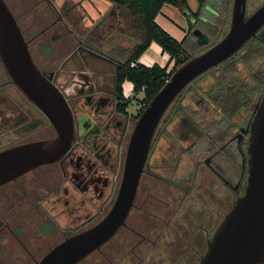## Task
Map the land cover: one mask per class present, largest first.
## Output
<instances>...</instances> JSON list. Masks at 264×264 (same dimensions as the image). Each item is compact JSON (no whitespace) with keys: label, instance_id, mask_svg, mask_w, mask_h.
<instances>
[{"label":"flooded vegetation","instance_id":"1","mask_svg":"<svg viewBox=\"0 0 264 264\" xmlns=\"http://www.w3.org/2000/svg\"><path fill=\"white\" fill-rule=\"evenodd\" d=\"M5 1L34 60L65 94L75 116L72 145L60 160L0 186V264H37L112 207L144 102L130 112V97L118 91L115 68L127 56L121 49L135 43L118 34L116 9L88 0ZM232 1L223 13L190 12L196 21L189 19L182 59L220 39L210 41L209 32L198 26L209 20L207 14L220 18L216 37L228 31ZM263 3L246 0V17ZM93 56L111 62L112 74L96 68L89 60ZM2 69V109L14 106L17 112H0V149L53 137L44 113ZM263 95L264 26L172 102L153 137L124 224L77 264H199L223 218L246 191L251 126Z\"/></svg>","mask_w":264,"mask_h":264},{"label":"water","instance_id":"2","mask_svg":"<svg viewBox=\"0 0 264 264\" xmlns=\"http://www.w3.org/2000/svg\"><path fill=\"white\" fill-rule=\"evenodd\" d=\"M245 11L246 0H233L228 31L184 60L140 112L127 144L120 188L108 213L56 244L37 264H77L124 224L153 137L169 106L193 80L233 56L264 26V3L248 17ZM90 53L108 59L97 51ZM0 60L12 82L44 113L56 132L50 138L0 149L1 186L39 165L60 160L72 145L75 116L65 94L34 60L5 0H0ZM249 153L246 191L223 218L199 264H264V95L252 121Z\"/></svg>","mask_w":264,"mask_h":264},{"label":"trees","instance_id":"3","mask_svg":"<svg viewBox=\"0 0 264 264\" xmlns=\"http://www.w3.org/2000/svg\"><path fill=\"white\" fill-rule=\"evenodd\" d=\"M111 2L118 13V34L121 37L135 41L133 47L122 48L121 52L127 54L125 60L115 68V80L118 91L123 96L122 84L125 80L133 83L134 94L144 92L142 102L144 107L165 84L172 72L185 60L183 50L185 39L178 40L155 20L164 4L169 3L178 7L184 13L190 12L188 0H107ZM207 0H198V9L194 13L199 15ZM78 25L81 22V12H77ZM152 42L158 43L163 52L168 53L174 66L168 70L155 63L147 66L138 60ZM136 66H132V62ZM142 108V109H143Z\"/></svg>","mask_w":264,"mask_h":264},{"label":"crops","instance_id":"4","mask_svg":"<svg viewBox=\"0 0 264 264\" xmlns=\"http://www.w3.org/2000/svg\"><path fill=\"white\" fill-rule=\"evenodd\" d=\"M220 1L222 3V5H221L222 7H218V8L216 7V10H215V9H213L214 6H212L213 3H211L210 0H207V2L204 5L203 11L206 8L205 11H207V13L211 12V10L218 11V12L222 11V13L226 12V9L228 8L230 0H220ZM188 4H189V7H190V12H194V11H196L198 9V6H199L198 0H193V1L192 0H188ZM111 6H112L111 8L116 9V7L113 4ZM161 10H162V12H161ZM161 10H160V12L157 14V16L155 18L156 22L163 29H165L168 33H170L172 36H174L176 39L182 40L184 35H185L187 26L185 25L184 21L180 20L178 15H182V14L187 15V13H184L178 7H176L174 5H170L169 3L164 4L163 7L161 8ZM175 10L178 11L177 12V14H178L177 16L175 14L176 13ZM125 39L127 40V42L130 40L129 38H125ZM129 42L135 43V41H133V40H131ZM93 57L94 58H89V60H90V62L93 65H96L95 66L96 68L105 66V64H103V62L101 61L102 60L101 58H98V57H95V56H93ZM85 59L86 58L83 57V60H85ZM138 61L140 63H142V64L147 65V66H152L153 64L157 63V64H159L162 67H167L168 70H170V67L172 68L174 66V60H171L170 55L168 53L163 52L161 46L158 43H156V42H152L150 44V46L140 56ZM109 64H112V63L110 62ZM114 68L115 67H113L112 69L109 68L108 72L110 74H112ZM122 87H123L124 96L127 97V98L131 97L132 93H134V91H133V83L131 81H129V80H125L123 82V84H122ZM137 94H134V95L136 96ZM142 99L140 101V105L142 103Z\"/></svg>","mask_w":264,"mask_h":264},{"label":"rangeland","instance_id":"5","mask_svg":"<svg viewBox=\"0 0 264 264\" xmlns=\"http://www.w3.org/2000/svg\"><path fill=\"white\" fill-rule=\"evenodd\" d=\"M210 2L213 3L212 6L215 7V8L213 7V9H215V10H216V7L217 8L218 7H222L221 6L222 3H221L220 0H210ZM86 3H94L96 6L101 5V6H107V7L112 5V3L107 1V0H88V1H86ZM170 5H172V4H170ZM89 11H92V14H94V10L93 9L91 10V7H89ZM211 11L215 12L213 10H211ZM161 12H162V10H161ZM175 12H176L175 14L177 16L178 15L177 14L178 11L175 10ZM207 15L209 17V20L207 22H203V23L200 22L198 24V26H201L205 30V32H209V40L210 41H212L214 39L217 40V39L221 38L220 36L216 37L217 32H218L217 31V27L220 25V18L219 17L217 18L216 15H212V16L210 14H207ZM178 17L180 18L181 21L185 22L186 26L189 24V19H190V21L192 22L193 25L195 24V21H196L194 15H192L190 12H187V15H185V14L178 15ZM190 37H192L193 40L195 39L194 35H192ZM34 50L37 51L35 48H34ZM39 62L43 63V59H40ZM103 64H105L104 67H106V69H109V68L112 69L114 67L112 64H109V63H104L103 62ZM2 65L3 64H2V62L0 60V81H1L2 77L4 76L3 75L4 73H3V69H2L3 66ZM170 69H171V67H170ZM143 96H144L143 92H139L136 96L134 95V93H132V95L130 97V102H129V105H128V110L130 112L136 113L137 111H139V109H140V101L143 98ZM0 99H1V97H0ZM9 104H11V103H9ZM4 105H5V103H3V100L2 101L0 100V112L1 113H4V114H15L17 112L14 106H13V108L10 107L8 110H5L7 108V107H5V109L3 110L2 107Z\"/></svg>","mask_w":264,"mask_h":264},{"label":"built area","instance_id":"6","mask_svg":"<svg viewBox=\"0 0 264 264\" xmlns=\"http://www.w3.org/2000/svg\"><path fill=\"white\" fill-rule=\"evenodd\" d=\"M131 65H132V66H136V62L133 61V62L131 63Z\"/></svg>","mask_w":264,"mask_h":264}]
</instances>
